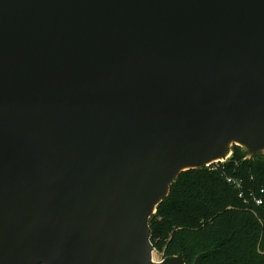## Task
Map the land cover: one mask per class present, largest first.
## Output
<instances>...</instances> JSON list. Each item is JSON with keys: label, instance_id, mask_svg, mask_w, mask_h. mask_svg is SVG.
I'll use <instances>...</instances> for the list:
<instances>
[{"label": "water", "instance_id": "95a60500", "mask_svg": "<svg viewBox=\"0 0 264 264\" xmlns=\"http://www.w3.org/2000/svg\"><path fill=\"white\" fill-rule=\"evenodd\" d=\"M233 146L264 153V0H0V264H186L150 219Z\"/></svg>", "mask_w": 264, "mask_h": 264}, {"label": "trees", "instance_id": "16d2710c", "mask_svg": "<svg viewBox=\"0 0 264 264\" xmlns=\"http://www.w3.org/2000/svg\"><path fill=\"white\" fill-rule=\"evenodd\" d=\"M227 177L239 180L241 189ZM150 228L163 259L182 254L193 264L203 254L200 264H264V153L250 156L233 146L224 162L183 172Z\"/></svg>", "mask_w": 264, "mask_h": 264}, {"label": "built area", "instance_id": "2783aa9c", "mask_svg": "<svg viewBox=\"0 0 264 264\" xmlns=\"http://www.w3.org/2000/svg\"><path fill=\"white\" fill-rule=\"evenodd\" d=\"M226 182L236 187L237 189H241V182L239 180L233 179L231 177L226 178ZM240 197H243V193L240 194ZM256 205H262V200H255Z\"/></svg>", "mask_w": 264, "mask_h": 264}, {"label": "rangeland", "instance_id": "374dc122", "mask_svg": "<svg viewBox=\"0 0 264 264\" xmlns=\"http://www.w3.org/2000/svg\"><path fill=\"white\" fill-rule=\"evenodd\" d=\"M154 260L160 262L163 260L162 254H158L157 251L154 252Z\"/></svg>", "mask_w": 264, "mask_h": 264}]
</instances>
